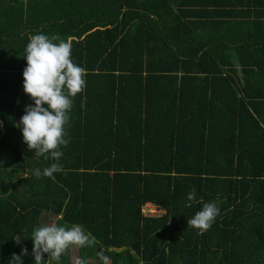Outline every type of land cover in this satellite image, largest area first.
Masks as SVG:
<instances>
[{
  "label": "trees",
  "instance_id": "trees-1",
  "mask_svg": "<svg viewBox=\"0 0 264 264\" xmlns=\"http://www.w3.org/2000/svg\"><path fill=\"white\" fill-rule=\"evenodd\" d=\"M38 33L86 70L54 178L15 127ZM217 197L210 229L187 227ZM42 213L95 237L87 264H264V0H0V264H33Z\"/></svg>",
  "mask_w": 264,
  "mask_h": 264
},
{
  "label": "clouds",
  "instance_id": "clouds-1",
  "mask_svg": "<svg viewBox=\"0 0 264 264\" xmlns=\"http://www.w3.org/2000/svg\"><path fill=\"white\" fill-rule=\"evenodd\" d=\"M71 53V40H58L56 36L49 37L43 33L31 36L24 49L26 66L22 72V87L32 103L24 106V114L15 127L21 130L29 151L36 157L54 161L42 171L35 169L33 174L37 178H54L55 173L63 171L59 161L63 157L61 148L70 142L67 129L70 127L73 98L86 87V70L73 62ZM84 103L86 100L81 107ZM187 199L195 202V187ZM218 199L203 203L202 208L187 219V227L198 229L201 235L210 229L219 215ZM22 238L17 234L13 240L19 245ZM28 239L32 241L33 264H60L61 257L70 247H94L96 244L95 237L82 225L67 227L55 222L34 228ZM27 255V248L21 247L20 254L12 253L7 264H23L22 257ZM99 258L103 264H108L109 257L99 254ZM74 264L87 262L77 257Z\"/></svg>",
  "mask_w": 264,
  "mask_h": 264
},
{
  "label": "rangeland",
  "instance_id": "rangeland-1",
  "mask_svg": "<svg viewBox=\"0 0 264 264\" xmlns=\"http://www.w3.org/2000/svg\"><path fill=\"white\" fill-rule=\"evenodd\" d=\"M143 212L144 213H153L154 211L152 210V208L148 205L144 206L143 208ZM161 213L159 212V215ZM56 219H58V217H55L53 215H50L48 213H42L39 216L38 222H37V226H43L44 224H48V223H53ZM77 258V250L75 246H72L69 248V264H74V259Z\"/></svg>",
  "mask_w": 264,
  "mask_h": 264
},
{
  "label": "built area",
  "instance_id": "built-area-1",
  "mask_svg": "<svg viewBox=\"0 0 264 264\" xmlns=\"http://www.w3.org/2000/svg\"><path fill=\"white\" fill-rule=\"evenodd\" d=\"M145 206H146V205H145ZM148 206H149V205H148ZM150 207H151V206H150ZM143 208H144V207H143ZM151 208H152V210L154 211L153 213H148V214H147V213H144V212H143V209H142L143 214H144V215H147V216H152V215H154V216H158L160 211H158V210H157L156 208H154V207H151Z\"/></svg>",
  "mask_w": 264,
  "mask_h": 264
}]
</instances>
